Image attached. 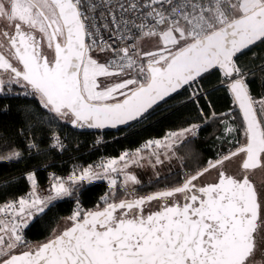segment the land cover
<instances>
[{
  "label": "snow or ice",
  "instance_id": "1",
  "mask_svg": "<svg viewBox=\"0 0 264 264\" xmlns=\"http://www.w3.org/2000/svg\"><path fill=\"white\" fill-rule=\"evenodd\" d=\"M257 43H264V0H0V98L36 102L20 109L18 133L31 130L23 151L0 130V148L8 149L0 163L39 153L37 131L63 150L53 124L104 129L138 122L213 70L242 113L244 136L234 142L236 128L221 119L217 140L231 145L226 152L218 150L180 184L143 196L129 169L147 159L159 180L155 169L172 159L182 163L177 149L203 125L169 131L67 176L50 173L47 195L35 170L24 173L29 192L0 202V264H264V182L258 187L251 178L264 169V119L257 112L259 106L264 116V95L252 97L253 69L237 62ZM257 67L264 70V63ZM200 95L197 87L189 99L198 105ZM216 118L213 112L205 123ZM229 162L235 172L225 168ZM212 171V182L199 183ZM15 181L0 178V192ZM96 181L108 190L85 209L82 194ZM121 191L125 198H118ZM66 198L75 207L65 227L44 242L28 241L26 231Z\"/></svg>",
  "mask_w": 264,
  "mask_h": 264
},
{
  "label": "trees",
  "instance_id": "2",
  "mask_svg": "<svg viewBox=\"0 0 264 264\" xmlns=\"http://www.w3.org/2000/svg\"><path fill=\"white\" fill-rule=\"evenodd\" d=\"M238 65L244 69H253L248 74L250 93L253 98L258 99L264 95V70L257 66L264 63V43H257L250 49L239 55ZM223 79L222 73L213 70L205 74L197 84L191 88L186 87L180 90L179 95L173 94L167 100L153 106L149 113L138 122H130L128 126H120L116 129H87L73 128L64 123H57L51 127L59 133L66 147L63 150L52 149L50 147V136L48 133H35V142L39 144L40 151L36 153L32 150L24 151V156L19 162L0 163V178L14 176L15 183L6 191L0 192V202L24 196L29 192V185L23 179V174L35 170L39 184L47 180L49 171L55 172L59 176H67L70 171L79 164L89 165L99 163L108 158H117L124 151H135L152 138H162L169 131H177L187 127L189 124L203 125L197 138L193 139L177 149L183 162L175 173L165 176L163 179L154 180L143 184L139 190H151L153 185L172 179L176 174L180 177L183 170L195 171L204 165L210 157H216L217 151L228 150L229 144L225 141L221 144L217 137L223 133L221 113L233 109L234 119L243 136V119L233 103L232 96L225 87L220 86ZM199 87L201 95L195 101L189 99L193 89ZM35 100L23 96L17 98H0V130L6 134L10 142V147L24 150L27 139L31 136V130L24 134H19L18 129L24 127L22 113L20 111L24 104L33 105ZM8 110L4 111V106ZM198 107L203 109L204 116L199 114ZM216 114V119H205ZM258 116H260L259 106H257ZM99 141V142H98ZM7 148H0L6 152ZM83 192L81 204L85 209H93L99 202L101 196L107 192L106 181H96L88 186ZM124 193L118 194L120 198ZM75 207L73 198H66L53 207L46 216L33 224L25 233L26 239L32 244L41 243L47 240L52 230L58 227L63 218L71 215Z\"/></svg>",
  "mask_w": 264,
  "mask_h": 264
},
{
  "label": "rangeland",
  "instance_id": "3",
  "mask_svg": "<svg viewBox=\"0 0 264 264\" xmlns=\"http://www.w3.org/2000/svg\"><path fill=\"white\" fill-rule=\"evenodd\" d=\"M222 119V118H221ZM237 133H238V141L240 142L241 138L244 136H240V130L239 127L237 125ZM163 138V137H162ZM160 138V139H162ZM154 139H159V138H152L151 140ZM144 145V144H143ZM143 147V146H142ZM140 147V148H142ZM228 148V147H227ZM152 149H147L143 155L145 157L148 156L149 152H151ZM163 158V156H162ZM141 163H143L145 166L144 167H136L133 166L129 169V171L133 172L136 174L137 178L141 181L140 185L136 186V194H142L145 193V190H139L140 187L143 186V184L147 183V182H153L154 180H157L154 176V170L148 166L147 164V159H145L144 161H141ZM180 168V161L176 160V159H172L171 162H166L164 165L162 166H158L155 171L160 173V179H163L165 176L167 177L168 175H165L168 172L174 171L175 169H179ZM171 170V171H170ZM189 172H191V170L187 169V170H183L182 171V175L185 176L186 174H188ZM169 180H164L161 183H158L156 185H153V187L156 186H160L161 184H164V182H168ZM124 197V194L120 197V199ZM65 227V222H64V218L63 220L60 222V224L58 225V227L56 228L58 231L62 230ZM38 244V243H36Z\"/></svg>",
  "mask_w": 264,
  "mask_h": 264
},
{
  "label": "flooded vegetation",
  "instance_id": "4",
  "mask_svg": "<svg viewBox=\"0 0 264 264\" xmlns=\"http://www.w3.org/2000/svg\"><path fill=\"white\" fill-rule=\"evenodd\" d=\"M150 50V49H149ZM243 140H244V137L241 138L240 140V143H243ZM221 152H226V150H221ZM216 157H210L209 159H215ZM207 163V162H206ZM206 163L204 165H202L201 167H198L197 170H200L202 169L204 166H206ZM225 168L229 171V172H235L236 170V164L235 163H227L225 165ZM179 169H175L174 171H171V172H168L166 173L165 175H169V174H172V173H175L176 171H178ZM197 170L195 171H191L189 172L188 174H194ZM216 176V172L215 171H212V172H209L208 174H206L202 179L201 181H199V183H206V182H212L214 180ZM182 178H183V175L181 174L180 177H178V175L176 174L174 177H172V179H169L168 182H164V184H161L160 186H156V187H153L151 190H148L146 191L145 193H142V194H137L139 196H143V195H147V194H150V193H153V192H156L158 190H161V189H164V188H170V187H173L175 185H178L182 182ZM251 178L253 179L254 183L257 184V186L259 187L261 182H264V169H258L256 170L254 173L251 174ZM122 198H125V197H122ZM121 198V199H122ZM46 241V240H45ZM44 242V241H43Z\"/></svg>",
  "mask_w": 264,
  "mask_h": 264
},
{
  "label": "built area",
  "instance_id": "5",
  "mask_svg": "<svg viewBox=\"0 0 264 264\" xmlns=\"http://www.w3.org/2000/svg\"><path fill=\"white\" fill-rule=\"evenodd\" d=\"M259 99V98H258ZM221 114H225V115H222V119L223 120H225L226 122H228L231 126H233L234 128H236V132L234 133V142L235 141H238V133H237V124H236V122H235V119H234V111H233V109H230V110H228V111H225V112H223V113H221ZM223 126V125H222ZM222 130H223V127H222ZM65 145V147H66V144H64ZM229 147H231V145H229L228 146V148L227 149H229ZM125 152V151H124ZM129 152H131V150H129ZM78 166H82V164H79ZM87 165H84V167H86ZM50 173H55V172H53V171H49V173H48V175H47V180L44 182V183H42V184H40V186H41V189H42V191H41V195H47L48 193H47V191H46V187H47V183H48V177H49V174ZM56 174V173H55ZM57 175V174H56Z\"/></svg>",
  "mask_w": 264,
  "mask_h": 264
},
{
  "label": "water",
  "instance_id": "6",
  "mask_svg": "<svg viewBox=\"0 0 264 264\" xmlns=\"http://www.w3.org/2000/svg\"><path fill=\"white\" fill-rule=\"evenodd\" d=\"M168 98H166L165 100H167ZM163 102V101H162ZM161 102H159L158 104H160ZM235 104V103H234ZM155 106V105H154ZM235 107H237V109H238V111H239V114H240V117L243 119V117H242V113L240 112V110H239V108H238V106L235 104ZM259 117V116H258ZM121 126H128V125H121ZM118 127H120V126H118ZM87 129H89V128H87ZM92 129H94V128H92ZM105 129H116V128H104V129H100V130H105Z\"/></svg>",
  "mask_w": 264,
  "mask_h": 264
},
{
  "label": "crops",
  "instance_id": "7",
  "mask_svg": "<svg viewBox=\"0 0 264 264\" xmlns=\"http://www.w3.org/2000/svg\"><path fill=\"white\" fill-rule=\"evenodd\" d=\"M262 117H264V116H262Z\"/></svg>",
  "mask_w": 264,
  "mask_h": 264
}]
</instances>
